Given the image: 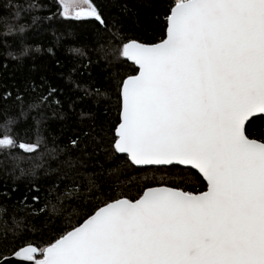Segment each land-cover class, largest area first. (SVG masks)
Instances as JSON below:
<instances>
[{"label": "snow or ice", "instance_id": "obj_1", "mask_svg": "<svg viewBox=\"0 0 264 264\" xmlns=\"http://www.w3.org/2000/svg\"><path fill=\"white\" fill-rule=\"evenodd\" d=\"M77 15L92 18V37L107 33L117 41L105 55L138 66L119 85L113 153L125 154L132 168L191 166L182 178L192 182L191 170H198L206 191L158 187L134 200L97 197L82 222L41 221L39 230L52 233L42 247L23 231L0 236V244L9 240L22 264H264V134L253 138L250 130V118L264 120V0H173L154 44L120 35V22L96 8ZM40 79L27 104L36 111L35 142L25 140L31 126L12 135L17 118L0 121V150L15 162L42 159L39 126L45 109L61 103L58 88ZM95 135L104 138L103 126ZM79 142L70 140L74 148ZM39 166L21 168V175L34 176ZM28 183L22 203L36 182Z\"/></svg>", "mask_w": 264, "mask_h": 264}, {"label": "trees", "instance_id": "obj_2", "mask_svg": "<svg viewBox=\"0 0 264 264\" xmlns=\"http://www.w3.org/2000/svg\"><path fill=\"white\" fill-rule=\"evenodd\" d=\"M88 1L109 21L115 18L120 22V35L147 44L158 43L164 36V18L173 3ZM91 19L63 17L57 0H0V121L17 118L12 135L31 126L25 140L35 142L36 111L27 107L34 95L33 85L39 91L43 76L58 88L56 98L61 101L45 109L47 119L39 126L42 142L37 156L44 153L42 159L26 157L15 162L0 150V236L11 237L23 231L24 239L42 247L52 233L39 230L41 221L82 222L85 211L99 203L97 197L134 200L144 190L161 186L192 193L206 190L205 182L193 170L192 182L185 183V173L181 171L184 168H132L124 163L125 156L113 153L109 140L119 123V85L126 75L136 74V67L105 55L110 47L117 46V41L107 33L92 37ZM7 26L13 31L9 32ZM21 96L22 101L18 98ZM21 104L24 116L20 115ZM251 120L253 138L259 139L264 134V120ZM101 126L105 130L103 139L95 135ZM78 137L79 147L74 148L70 140ZM34 165H40L34 169V176L21 175V168L27 170ZM29 179L35 180V187L22 203V194L32 187ZM66 192L78 196L61 198ZM32 195L39 200L32 201ZM33 226L36 231H30ZM11 247L9 240L0 244V260L12 255Z\"/></svg>", "mask_w": 264, "mask_h": 264}, {"label": "rangeland", "instance_id": "obj_3", "mask_svg": "<svg viewBox=\"0 0 264 264\" xmlns=\"http://www.w3.org/2000/svg\"><path fill=\"white\" fill-rule=\"evenodd\" d=\"M60 8L61 15L65 18H76L77 13L87 12L92 9V5L88 0H57Z\"/></svg>", "mask_w": 264, "mask_h": 264}, {"label": "water", "instance_id": "obj_4", "mask_svg": "<svg viewBox=\"0 0 264 264\" xmlns=\"http://www.w3.org/2000/svg\"><path fill=\"white\" fill-rule=\"evenodd\" d=\"M130 62V61H129ZM132 63V62H131ZM136 67V69L138 68V66H135ZM257 116H260V115H262V114H256ZM250 119H252V118H250ZM120 155H123V156H125V154H120ZM179 167H181V168H190L191 166H179ZM194 172H196L202 179H203V177H202V174H200L199 172H198V170H196V169H192ZM203 181L205 182V184H206V181L203 179ZM162 187V186H161ZM153 188H158V187H153ZM206 191V190H205ZM8 260H11V262H12V264H22V262L21 261H19L17 258H15L14 256H8V257H5V258H3V259H1L0 260V264H6V261H8Z\"/></svg>", "mask_w": 264, "mask_h": 264}]
</instances>
